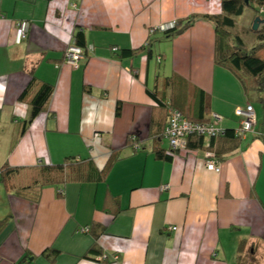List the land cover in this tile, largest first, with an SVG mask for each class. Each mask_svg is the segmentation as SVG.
Here are the masks:
<instances>
[{"label": "crops", "instance_id": "crops-1", "mask_svg": "<svg viewBox=\"0 0 264 264\" xmlns=\"http://www.w3.org/2000/svg\"><path fill=\"white\" fill-rule=\"evenodd\" d=\"M220 12L213 0H0V168L77 158L102 170L120 151L106 182L47 186L30 200L0 183V264H264V112L215 64L212 24L155 43L152 58L112 50L140 48L163 36L153 28ZM19 21L31 25L17 45ZM78 32L89 48L70 66L65 52ZM173 73L210 96L225 129H239L236 108L256 110L255 133L219 172L207 167L209 151L173 152L160 136L168 118L150 93L162 97ZM34 75L54 92L48 112L29 122L20 96ZM163 149L171 162L156 159ZM93 225L104 228L97 240ZM95 245L107 261L86 258ZM46 249L58 251L54 262Z\"/></svg>", "mask_w": 264, "mask_h": 264}, {"label": "trees", "instance_id": "trees-1", "mask_svg": "<svg viewBox=\"0 0 264 264\" xmlns=\"http://www.w3.org/2000/svg\"><path fill=\"white\" fill-rule=\"evenodd\" d=\"M213 1L220 5L221 12L219 14L193 16L177 21L171 27H169L171 23L166 24L168 28L164 31L157 27L155 32L163 34L157 41L148 39L145 45L137 49L119 50L114 47L112 50L124 59L142 55L152 58L155 43L174 40L199 21L211 23L216 35L215 64L232 71L245 92L256 98L264 112V0ZM246 11H250L251 16L244 19ZM25 22L31 25L29 21ZM255 24H257L256 30H254ZM247 34H252L257 40L253 46L245 42L244 36ZM71 44L83 49L87 55L89 46L83 32H78ZM163 84L165 90L162 97H158L157 93H150V95L157 100L158 106L166 110L168 119L170 110H175L182 113L193 124L211 121L210 96L205 91L192 85L177 73L166 77ZM53 92L52 85L41 81L35 75L33 76L32 81L20 96V101L30 108L29 122H32L38 115L48 112ZM167 96H169V101H166ZM120 112L121 104L117 106L116 114L119 116ZM236 131L233 128H227L225 134L210 138L204 135H191L187 138L186 149L209 151L215 161L221 163L235 154L243 143L244 136L238 135ZM160 136L164 138V133ZM262 137H264V132H262ZM128 142L133 143L135 151L141 149L139 143H136L137 139L129 137ZM155 155L157 160L164 162H171L174 157L164 149L158 150ZM119 158L120 151H115L114 156L102 170L98 169L92 160L80 161L77 158H67L64 163L59 165L41 164L32 169L3 166L0 168V183L14 196L30 200L38 189L41 190L47 186H56L62 190L69 182H106ZM94 226L98 227V225L89 227V232H93ZM103 231L104 228L101 227L100 231L93 232L96 240ZM57 253L56 250L46 249L42 255L51 258V261L54 262ZM102 255V251L95 245L86 258H96Z\"/></svg>", "mask_w": 264, "mask_h": 264}, {"label": "built area", "instance_id": "built-area-1", "mask_svg": "<svg viewBox=\"0 0 264 264\" xmlns=\"http://www.w3.org/2000/svg\"><path fill=\"white\" fill-rule=\"evenodd\" d=\"M171 23V26H174ZM30 24L28 22L22 21L17 23V34H16V44H22L28 37ZM161 31L166 30L167 25H161L158 27ZM157 28H153L151 33H154ZM85 52L83 49L76 47V45L71 44L68 46L65 52L64 61L70 66H77L80 61L85 58ZM235 115L239 119L240 127L237 129L236 133L238 135L246 136L248 134L255 133V128L257 126V115L256 110L252 105H248L245 108H236ZM223 121V116L212 113L211 121L201 124H193L189 122L182 113L170 110L169 119L167 127L164 131V138L169 142L170 149L173 152H179L186 150L187 138L191 135H204L205 137L221 136L225 134L226 129L221 127L220 124ZM207 167L209 170L219 172L220 163L215 161L212 157L208 163ZM164 190V187H162ZM88 229H86L87 231ZM175 230V228H174ZM97 261L103 262L107 258L102 255L98 256ZM117 260L118 257H115Z\"/></svg>", "mask_w": 264, "mask_h": 264}, {"label": "rangeland", "instance_id": "rangeland-1", "mask_svg": "<svg viewBox=\"0 0 264 264\" xmlns=\"http://www.w3.org/2000/svg\"><path fill=\"white\" fill-rule=\"evenodd\" d=\"M250 16H251V12H250V11H246V13H245V15H244V19H245V18L247 19V18H249ZM248 20H249V19H248ZM244 40H245V42H246L248 45H250V46H253V45L257 42V40L255 39V37L252 36V34H251V35H250V34L245 35V36H244ZM254 105H255V107L257 108L258 113L260 114V115H259V121H262V119H263V112H262V109H261L260 105L257 104V103H255ZM164 143H165V145H168V141H167V140H164Z\"/></svg>", "mask_w": 264, "mask_h": 264}, {"label": "water", "instance_id": "water-1", "mask_svg": "<svg viewBox=\"0 0 264 264\" xmlns=\"http://www.w3.org/2000/svg\"><path fill=\"white\" fill-rule=\"evenodd\" d=\"M256 29H257V24L254 25V30H256Z\"/></svg>", "mask_w": 264, "mask_h": 264}]
</instances>
